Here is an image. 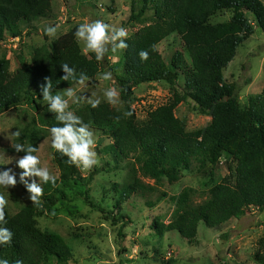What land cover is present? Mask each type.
I'll use <instances>...</instances> for the list:
<instances>
[{"label":"trees","instance_id":"1","mask_svg":"<svg viewBox=\"0 0 264 264\" xmlns=\"http://www.w3.org/2000/svg\"><path fill=\"white\" fill-rule=\"evenodd\" d=\"M108 1L115 3V0ZM131 1L135 4L137 0ZM142 3L136 14L133 8L130 21L144 24L149 10L153 11L154 20L125 41L128 45L124 49L125 72L118 80L124 109L100 103L96 108L85 105L75 113L88 128L109 135L119 156L134 159L146 176L154 180L165 178L171 186L180 183L194 161H205L201 171L213 177L221 160H229L233 165L229 166V175L214 184L205 203L192 207V190L184 191L174 198L177 215L173 221L160 226L161 235L177 232L193 242L200 223L216 228L241 219L252 208L264 212V86L262 92L252 95L243 107L240 93L250 80L246 79L245 86L241 87L239 83L228 84L224 76L238 48L256 29L264 33V3L261 0H142ZM52 13L53 0H0V48L7 34L13 38L24 37L23 23L33 26L27 32L29 36L36 29L33 24L51 17ZM224 13H231L229 20L213 22ZM76 29L54 40L49 47L36 48L30 63L21 54L19 67L14 72L6 54L0 57V115L26 104H32L38 115V122L17 136L18 143L39 150L50 128L59 125L55 114L40 102L46 80L51 81L54 94L81 84V74H84V82L98 83L102 61H97L94 53L82 51L74 36ZM172 35L181 39L185 51H177L167 62L158 47ZM142 50L148 52L146 61L139 57ZM63 64L74 68L75 79H63L66 75ZM181 80L186 97L174 93L168 103L149 112L147 120L139 124L130 103L135 89L151 83L173 86ZM188 99L211 118L209 125L187 130L176 111ZM11 150L20 157L26 154ZM54 156L63 170L61 183L67 186L71 179L79 176V168L69 164L68 158L58 152ZM58 183V179L54 185L40 182L43 188L40 202L15 215L5 207L6 223L0 226L8 228L13 237L10 244L0 246V259L7 260L8 264L68 261L71 250L65 240L43 231L36 220L38 215L66 199L65 193L58 190ZM21 185L30 195L24 184ZM142 186L135 176L133 183L115 188L120 195L114 209L137 194ZM84 200L91 208L96 207L86 195ZM124 225L122 228L127 226ZM254 259L256 264H264V236L257 242Z\"/></svg>","mask_w":264,"mask_h":264},{"label":"rangeland","instance_id":"2","mask_svg":"<svg viewBox=\"0 0 264 264\" xmlns=\"http://www.w3.org/2000/svg\"><path fill=\"white\" fill-rule=\"evenodd\" d=\"M261 1L264 3V0ZM142 5V0H137L135 4L131 0H115L114 4L108 0H53L51 17L34 23L36 29L29 36L27 32L33 26L23 23L21 29L24 37L19 43H13L5 37L1 42L0 57L6 54L11 61V72H14L19 67L18 58L21 54L30 63L36 48L49 47L54 40L80 23L96 20L110 28H125L127 38H130L154 20L153 11L149 10L144 24L130 21L133 8L136 14ZM230 14L218 15L213 22L227 21ZM249 19L255 25L251 16ZM57 24L60 27L55 37L45 34L46 27ZM80 45L82 47V43ZM158 49L167 62L177 51H185L177 35L164 40ZM124 57V49L116 53L109 50L101 60L102 71L98 75V83L92 85L84 82L74 87L72 90L78 101L70 99L69 109L77 112L96 99L108 103L104 91L109 87L117 91L115 101L109 104L116 109H124L125 103L118 91V80L125 72ZM105 72L111 73L108 81L102 79ZM224 76L228 84L239 83L241 87L245 86L246 79L250 80L240 93L243 107L247 106L252 95L262 92L264 33L260 29H256L255 34L238 48ZM184 89L182 80L173 86L151 83L136 88L130 103L136 110L138 123L145 122L149 112L168 103L174 93L186 97ZM40 102L47 105L42 100ZM176 116L186 123L188 131L204 128L211 122V118L198 110L191 99L179 105ZM34 122H38V115L32 104L0 115V171L11 169L17 180L8 189L0 188V194L8 201L6 207L11 215L37 204L31 201L19 181L23 170L18 167L17 161L22 157L11 150L18 143L16 133L20 134ZM88 129L95 140L98 163L87 170L78 167L79 176L71 179L67 186L61 183L63 170L55 160L50 132L37 153L39 167L47 168L58 179V190L66 195V199L59 201L52 210L37 216L38 226L45 232L61 236L71 250L68 261L61 263L53 259L47 264H256L254 253L257 242L264 236V212L260 213L256 208L250 209L241 219H233L220 227L208 228L200 223L197 238L193 242L182 238L177 232L160 233V226L168 225L177 215L174 198L186 190H192L191 206L205 203L210 198L214 184L229 175V166L233 165L228 159L221 160L213 177L201 171L205 161H194L180 183L171 186L165 178L154 180L146 176L134 159L119 156L109 135ZM135 176L141 181L142 188L114 209L120 195L115 188L133 183ZM25 179L29 183L33 180L39 182L37 177ZM85 195L95 208L86 203ZM124 224L127 226L122 228ZM120 234L125 237L121 238Z\"/></svg>","mask_w":264,"mask_h":264},{"label":"clouds","instance_id":"3","mask_svg":"<svg viewBox=\"0 0 264 264\" xmlns=\"http://www.w3.org/2000/svg\"><path fill=\"white\" fill-rule=\"evenodd\" d=\"M59 24L48 26L44 29L45 34L50 37H55ZM78 43H82V51L94 53L95 59L101 61L105 54L111 50L116 53L118 50H123L128 47L125 42L128 37V32L125 28H110L109 25L102 21L96 20L93 22L80 23L74 33ZM109 46L110 49H109ZM139 57L141 61L148 59L147 51H140ZM62 70L66 73L63 79L68 77L75 79V70L69 67L68 64L61 65ZM102 79L108 81L111 79V73L105 72L102 74ZM84 82V74H81L79 83ZM104 97L108 103H113L117 97V91L114 88H107L104 91ZM78 101L76 93L72 89H68L64 93H53L50 80H46L42 88V101L47 104L48 111L55 114V119L59 122L58 126L50 128L51 148L61 156L68 158V163L81 168L82 170L90 169L97 164L95 148V140L92 132L89 131L88 125L84 124L81 118L76 113L69 109V100ZM91 107L96 108L101 103L99 99L90 101ZM19 136V132L16 133ZM17 153H26L17 161V165L22 169L20 174V182L24 184L27 192L30 194V199L34 203L40 202V197L43 195V188L40 182L56 183V177L51 175L45 167H39L40 158L34 155L38 151L36 147L25 146L17 143L14 145ZM37 177L39 182L33 180L31 183L25 178ZM17 183L16 176L11 172V169L0 171V188L8 189ZM8 201L4 195L0 194V224L5 221V207ZM13 233L6 227L0 226V246L10 244ZM0 264H8L7 260L0 259Z\"/></svg>","mask_w":264,"mask_h":264},{"label":"built area","instance_id":"4","mask_svg":"<svg viewBox=\"0 0 264 264\" xmlns=\"http://www.w3.org/2000/svg\"><path fill=\"white\" fill-rule=\"evenodd\" d=\"M20 41H22V38H12L11 40L13 43H19Z\"/></svg>","mask_w":264,"mask_h":264},{"label":"crops","instance_id":"5","mask_svg":"<svg viewBox=\"0 0 264 264\" xmlns=\"http://www.w3.org/2000/svg\"><path fill=\"white\" fill-rule=\"evenodd\" d=\"M6 37L10 38V41L12 40V36L10 34H7Z\"/></svg>","mask_w":264,"mask_h":264}]
</instances>
